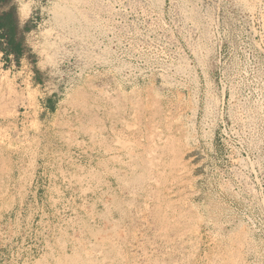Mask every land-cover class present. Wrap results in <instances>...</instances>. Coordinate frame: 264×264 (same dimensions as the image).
I'll return each mask as SVG.
<instances>
[{"label":"rangeland","instance_id":"1","mask_svg":"<svg viewBox=\"0 0 264 264\" xmlns=\"http://www.w3.org/2000/svg\"><path fill=\"white\" fill-rule=\"evenodd\" d=\"M5 15L0 264H264V0Z\"/></svg>","mask_w":264,"mask_h":264},{"label":"trees","instance_id":"2","mask_svg":"<svg viewBox=\"0 0 264 264\" xmlns=\"http://www.w3.org/2000/svg\"><path fill=\"white\" fill-rule=\"evenodd\" d=\"M6 19L9 20V15H5L4 17L0 18V29L3 28L4 25H5L6 27H8L9 29H10V28L13 29L12 26H10V21H8L7 24L4 23V22L6 21ZM11 29L9 30V32H11ZM15 46H17V45H15ZM16 48H17V47H13L12 51H13L15 54H17V56H18L19 50H18V48H17V49H16ZM16 50H17V51H16Z\"/></svg>","mask_w":264,"mask_h":264},{"label":"bare ground","instance_id":"3","mask_svg":"<svg viewBox=\"0 0 264 264\" xmlns=\"http://www.w3.org/2000/svg\"><path fill=\"white\" fill-rule=\"evenodd\" d=\"M146 136V135H145ZM125 144V143H124ZM128 144V143H127ZM126 144V145H127ZM147 153V152H146ZM138 154V153H137ZM150 165V164H149ZM131 167V166H130ZM133 167H134V165H133ZM147 168V167H146ZM131 169V168H130ZM137 169V168H136ZM169 171V170H168ZM117 172V171H116ZM179 173V172H178ZM114 174H115V172H114ZM131 174V173H130ZM137 174V173H136ZM125 175V174H124ZM132 175H133V173H132ZM126 176V175H125ZM136 176V175H135ZM134 175H133V177H135ZM129 177V176H128ZM131 177V176H130ZM133 177H131V178H133ZM125 178V177H124ZM136 178V177H135ZM123 179V178H122ZM129 181V180H128ZM150 181V180H149ZM122 183H124V182H122ZM126 183V182H125ZM127 185V184H126ZM157 189V188H156ZM86 250V249H85ZM105 260V259H104ZM75 261V260H74ZM111 261V260H110ZM81 262V261H80ZM157 262V261H156ZM76 263V262H75ZM158 263V262H157ZM157 263H155V264H157ZM108 264V263H107ZM110 264V263H109Z\"/></svg>","mask_w":264,"mask_h":264}]
</instances>
